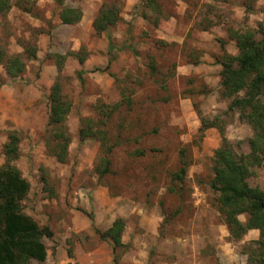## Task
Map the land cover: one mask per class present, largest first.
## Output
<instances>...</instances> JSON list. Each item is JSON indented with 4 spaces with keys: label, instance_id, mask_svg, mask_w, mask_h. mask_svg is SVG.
<instances>
[{
    "label": "rangeland",
    "instance_id": "rangeland-1",
    "mask_svg": "<svg viewBox=\"0 0 264 264\" xmlns=\"http://www.w3.org/2000/svg\"><path fill=\"white\" fill-rule=\"evenodd\" d=\"M67 5L82 11L80 23L62 21ZM104 6L121 21L97 34ZM259 26L264 0H11L0 50L15 56L30 45L38 58L16 79L0 64V170L16 132L13 165L31 185L23 210L49 232L46 261L31 264H115L116 255L120 264H248L252 242L230 237L209 183L224 139L238 157L250 153L253 130L228 111L219 61L238 54L229 29ZM56 83L71 104L66 163L48 150ZM89 127L105 132V146L81 141ZM239 167L248 187L264 191V165ZM117 219L125 243L114 254L100 233Z\"/></svg>",
    "mask_w": 264,
    "mask_h": 264
},
{
    "label": "trees",
    "instance_id": "trees-1",
    "mask_svg": "<svg viewBox=\"0 0 264 264\" xmlns=\"http://www.w3.org/2000/svg\"><path fill=\"white\" fill-rule=\"evenodd\" d=\"M64 4L66 0H56ZM153 4V0H149ZM11 8V0H0V14ZM62 21L68 25H76L83 18L79 8L64 6ZM121 21L119 12L104 6L100 9L93 27L97 34L108 32ZM231 40L236 42L237 55L224 51L219 61L221 96L230 100L228 111L240 112L241 118L251 126L253 136L250 140V153L238 157L235 150L224 139L222 146L215 153L214 179L209 186L221 194L219 210L228 227L230 237L239 241L250 230H259L260 238L251 246L244 247L248 256V264H264V191L250 188L239 167L245 162L249 168H261L264 165V28L236 30L229 29ZM112 42L109 49H113ZM37 50L33 46L24 47L20 55L9 56L0 50V64L8 76L16 79L25 71L26 60H37ZM64 58V57H63ZM61 70V66L59 68ZM50 116L48 126L50 138L48 150L60 163L69 158L70 138L64 130V122L71 111V104L62 94L59 83H56L49 96ZM117 106H114V109ZM108 113V112H107ZM81 141L96 136L105 146L107 138L103 130L92 127L82 129ZM20 138L16 132H10L8 142L4 146L6 163L0 170V264H31V261L44 263L47 259V248L43 241L49 236L47 228L23 210V201L28 196L31 185L23 177L13 162L20 157ZM109 156L113 148H107ZM105 157L103 174L110 171V159ZM186 164L181 170L185 175ZM246 171L250 174V169ZM247 215V221L241 222L239 216ZM123 219H117L101 238L110 241L114 254L123 247L122 236L125 230ZM247 247V248H246ZM246 248V249H245ZM114 263L120 264V257H114Z\"/></svg>",
    "mask_w": 264,
    "mask_h": 264
},
{
    "label": "crops",
    "instance_id": "crops-1",
    "mask_svg": "<svg viewBox=\"0 0 264 264\" xmlns=\"http://www.w3.org/2000/svg\"><path fill=\"white\" fill-rule=\"evenodd\" d=\"M260 238V231L259 230H250L248 233L243 237L244 243L258 241ZM122 241L125 243V237L122 236ZM229 245V244H227Z\"/></svg>",
    "mask_w": 264,
    "mask_h": 264
}]
</instances>
